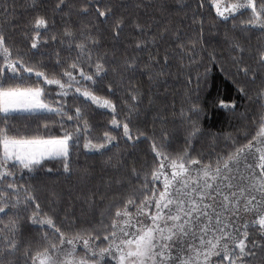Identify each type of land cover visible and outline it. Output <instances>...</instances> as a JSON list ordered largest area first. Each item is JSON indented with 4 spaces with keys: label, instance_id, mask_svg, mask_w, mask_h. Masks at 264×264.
<instances>
[{
    "label": "snow or ice",
    "instance_id": "obj_1",
    "mask_svg": "<svg viewBox=\"0 0 264 264\" xmlns=\"http://www.w3.org/2000/svg\"><path fill=\"white\" fill-rule=\"evenodd\" d=\"M212 5L223 22L233 21L234 29L264 33V0H225L223 4L212 0ZM37 7L31 4L32 9ZM15 10L16 0L11 4L0 0L5 18ZM52 11L67 17L59 40L60 45L67 43V56L61 55L63 48L40 51L49 42L48 37L40 39L42 30L47 32L50 26L47 12L35 11L25 21L23 36L30 40L31 55L10 43L0 30V264H254L257 254L264 253V102L252 120L254 134L241 129L245 142L232 138L227 151L207 162L203 154H193V138L201 131L198 121L204 110L199 103L191 105V115L186 117L183 150L172 148V134L166 130L157 136L137 128L134 136L133 121L140 115L142 94L132 80L140 58L128 55L126 48L119 67L112 69L119 71V83L106 80L110 60L107 51H100L103 37L108 34L115 52L122 38L128 39L124 33L130 28L128 47L140 53L162 40L170 26L149 37L150 25L138 16L118 14L110 0H83L79 5L55 0ZM93 11L95 24L74 26V15L86 17ZM200 23L202 37L203 20ZM51 42H57L55 34ZM229 44L242 61L245 48L240 40L232 38ZM37 53L40 58L34 59ZM253 56L264 70V46ZM159 63L149 53L144 67L150 80L163 75L162 69L152 71ZM238 72L246 77L251 73L255 80L256 69L247 64ZM30 80L35 82L27 83ZM101 90L107 95H99ZM238 91L247 95L242 85ZM117 92L124 96L123 120L114 102ZM258 98L264 101V86ZM89 101L97 109L110 110L111 130L94 134L97 125ZM218 103L235 108L234 102L223 98ZM20 116L28 118L23 130L17 123ZM57 124L59 131L54 134ZM81 138L83 149L99 153L118 148L122 139L136 144L143 138L150 141L153 161L143 179L141 170L131 169L137 183H129L125 192L109 201L99 221L80 226L73 220L65 228L57 224L54 209L45 210L30 181L40 170L52 173L53 167H46L50 161L71 174L72 148H79ZM32 226L43 230L38 238L25 235Z\"/></svg>",
    "mask_w": 264,
    "mask_h": 264
},
{
    "label": "trees",
    "instance_id": "obj_2",
    "mask_svg": "<svg viewBox=\"0 0 264 264\" xmlns=\"http://www.w3.org/2000/svg\"><path fill=\"white\" fill-rule=\"evenodd\" d=\"M33 2L38 6L37 9L31 8ZM72 2L79 5L83 0ZM104 2L108 3L109 0ZM54 3L55 0H16L15 14L10 13L5 18L0 12V30L5 31L10 43L15 42L26 54L31 55L30 40L23 36L25 21L29 20L35 11L47 12L50 26L47 32L42 30L40 39L48 37L49 42L48 47H42L40 51L54 52L63 48L61 55L67 56V43L59 44L60 32L67 17H62L60 13L53 14ZM110 3L118 14L138 16L142 23L150 25L149 37L170 26L169 33L162 40L158 39L155 44L140 53H134L132 48L128 47L131 42L130 28H126L124 33L128 39L122 38L121 43L115 46V52L108 34L105 33L103 37L100 51H107L110 60L106 80H112L114 84L119 83V71L114 73L112 69L119 67L126 48L128 55H139L140 58L139 69L132 80V84L142 94L140 115L133 121L134 136L137 128L157 136L162 130H166L172 134V148L183 150L185 129L188 127L186 117L191 115L189 109L194 102L201 104L204 110L200 113L198 121L201 131L193 138V154H203L205 162L214 160L217 153L227 151L232 144V138L239 139L241 143L245 142L241 129L247 128L254 134L252 120L259 113L260 104L264 102L258 98L259 90L264 86V70L256 65L253 54L264 46V33L258 29L247 32L234 29L231 19L223 22L216 16L212 0H204L202 7L199 6L200 0H110ZM137 3L142 6L134 7ZM95 15L94 11L86 17L74 15L72 22L79 29L87 26L90 21L95 24ZM54 34L57 36L55 44L51 42V36ZM232 38L239 39L245 48L242 61L239 60V54L230 48L229 42ZM192 42H195V46ZM181 43L183 48L179 47ZM149 53L160 61L152 71L156 73L163 70V75L154 76L152 80L144 67ZM165 54L168 56L166 64ZM212 56L216 59L213 60ZM39 58L37 53L34 59ZM244 64L256 69L255 80L251 79V73L246 77L238 72V68ZM34 82L27 81L29 84ZM241 85L245 87L247 95L238 91ZM98 94L103 96L107 95V92L101 90ZM221 98L234 102L235 108H232L231 103L228 108L221 107L218 103ZM123 99L122 93L117 92L114 102L117 104V111L120 113L118 118L121 120L126 111ZM128 100L131 103L130 97ZM89 105V110L94 114L93 123L97 125L94 134L102 135L103 131L111 130V125L108 124L111 119L110 110L97 109L90 101ZM27 119L24 116L17 117L21 130ZM31 127L35 128V123ZM58 131L57 124L54 134ZM120 133L122 134V128ZM248 139H251V135ZM153 155L150 141L143 138L136 144L125 143L122 139L118 148H110L103 153L83 149L81 138L79 148H72L71 174L64 173L59 164L50 161L46 167H53L54 171L47 173L40 170L33 174L30 183L35 186L36 194L45 210H55L58 225L67 228L73 220H77L80 226L95 224L100 220V213L109 201L118 193L125 192L129 183H137L131 175L133 167L141 170V179L144 171H150ZM42 232L43 230H38V226H32L25 235L30 233L32 237L38 238ZM261 259H264V253L257 254L254 264H259Z\"/></svg>",
    "mask_w": 264,
    "mask_h": 264
},
{
    "label": "rangeland",
    "instance_id": "obj_3",
    "mask_svg": "<svg viewBox=\"0 0 264 264\" xmlns=\"http://www.w3.org/2000/svg\"><path fill=\"white\" fill-rule=\"evenodd\" d=\"M221 3H222V4L225 3V0H221Z\"/></svg>",
    "mask_w": 264,
    "mask_h": 264
}]
</instances>
